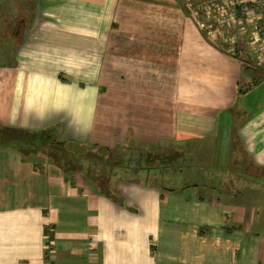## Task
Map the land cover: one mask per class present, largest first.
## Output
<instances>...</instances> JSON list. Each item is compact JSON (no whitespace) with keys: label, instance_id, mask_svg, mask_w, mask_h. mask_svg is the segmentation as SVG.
I'll list each match as a JSON object with an SVG mask.
<instances>
[{"label":"crops","instance_id":"1","mask_svg":"<svg viewBox=\"0 0 264 264\" xmlns=\"http://www.w3.org/2000/svg\"><path fill=\"white\" fill-rule=\"evenodd\" d=\"M195 3L0 0V127L171 159L101 186L0 148V264H264V184L219 185L233 146L264 168V64Z\"/></svg>","mask_w":264,"mask_h":264},{"label":"trees","instance_id":"2","mask_svg":"<svg viewBox=\"0 0 264 264\" xmlns=\"http://www.w3.org/2000/svg\"><path fill=\"white\" fill-rule=\"evenodd\" d=\"M195 1L198 2L199 0ZM239 44L241 46L244 42L240 41ZM240 46L237 45L235 48L234 54L237 58L239 57ZM0 130L2 132L13 131L12 135L6 133L5 137L0 139V148H13L24 157L41 155L47 159L48 163L60 169L64 174L71 177L77 173H83L89 180H93L96 184L98 182L101 186L104 185L102 184L101 173L107 179H110L112 176L136 179L138 177H143L142 173L144 171L153 169L158 170L159 166H157V164H164L171 160L164 156L160 157L159 154L150 153L146 155L147 153L144 154L143 152L138 156H131L130 158L124 159L123 156L118 154V148L103 149L93 145L89 146L62 141L58 138L55 130L52 129L32 132L0 127ZM232 150L233 155H231V164L228 169L222 170V184H219V182L215 184L217 186L218 184L220 186H224L225 184V186H253L257 183L264 184V168L252 164L253 162H251L245 152L242 150L240 151L236 146H233ZM95 156H100L101 159ZM235 157H237V159ZM132 158H136V162H133ZM234 159H236V161ZM104 160L106 162H103ZM116 169H119V173L115 171ZM99 171L100 174L97 175ZM106 171H108V173ZM197 171L203 174L204 172L209 173L210 170L207 168H199ZM210 180H213V176ZM210 186L214 185L211 184ZM107 191L110 193L109 195H112V193L114 194V192L109 191L108 185L104 188V192L106 193Z\"/></svg>","mask_w":264,"mask_h":264},{"label":"built area","instance_id":"3","mask_svg":"<svg viewBox=\"0 0 264 264\" xmlns=\"http://www.w3.org/2000/svg\"><path fill=\"white\" fill-rule=\"evenodd\" d=\"M191 7L201 19V28L213 39L228 41L232 53L240 39H244V43L254 49L259 62L264 64V0H199ZM245 19L253 25L249 38L243 30H238ZM231 31L233 36L229 37Z\"/></svg>","mask_w":264,"mask_h":264},{"label":"rangeland","instance_id":"4","mask_svg":"<svg viewBox=\"0 0 264 264\" xmlns=\"http://www.w3.org/2000/svg\"><path fill=\"white\" fill-rule=\"evenodd\" d=\"M239 31H242L243 30V32L245 33V34H247V36H248V38L250 37V35L252 34V32H253V25H250V23H249V21H247L246 19L245 20H243V27H239V29H238ZM232 33H233V31H231L230 32V34H228V36L230 37V36H233L232 35ZM207 36H210V34L207 32ZM217 40V39H216ZM250 41V40H249ZM226 44H228V41H227V43ZM238 46H240V44H238ZM240 50H241V54H242V58L244 59V61L245 60H247V61H245V63H246V65H250L251 67H253L254 68V70H256L255 72H257V71H259L258 73L259 74H262V72L260 71L261 70V67L259 66L260 64H259V62L257 61V57L255 56V51H254V49L253 48H249V45L248 44H246V43H244L243 45H241L240 46ZM247 58H249V59H247ZM257 62H258V64H257ZM262 76H263V74H262ZM6 133H10V135H12V133H13V131H11V132H2L1 130H0V139H2L3 137H5V135H6ZM141 151V150H140ZM118 154L120 155V156H123L124 157V159H127V158H130L131 156L132 157H135V156H138V151H136L135 149H134V147L131 145V146H129V148H127L126 150H124L123 148L122 149H118ZM95 157H97V158H99V159H101V157L100 156H95ZM109 158V157H108ZM236 159H237V157H235ZM133 160V162L136 160V158H132ZM236 159H234L235 161H236ZM243 160V159H242ZM103 162H106L105 160L103 161ZM136 162V161H135ZM98 174H100V171L98 172ZM97 174V175H98ZM100 175H102V173L100 174ZM96 178V177H95ZM179 178V177H178ZM92 182H93V180H91ZM176 181H179V180H176ZM175 181V182H176Z\"/></svg>","mask_w":264,"mask_h":264}]
</instances>
